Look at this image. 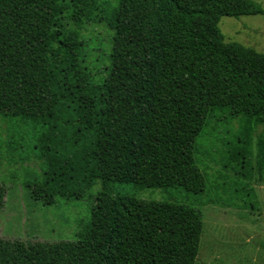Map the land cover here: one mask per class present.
Instances as JSON below:
<instances>
[{"label":"trees","instance_id":"obj_1","mask_svg":"<svg viewBox=\"0 0 264 264\" xmlns=\"http://www.w3.org/2000/svg\"><path fill=\"white\" fill-rule=\"evenodd\" d=\"M97 9V0H0V116L24 122L43 161L31 197L52 204L102 185L77 240L0 236V264H195L201 208L112 187L203 196L209 164L197 152L210 139L223 170L264 178V52L226 41L219 27L222 16L264 9L257 0H119L107 13L112 64L101 79L82 36ZM227 119L235 132L215 133ZM5 196L0 184V209Z\"/></svg>","mask_w":264,"mask_h":264},{"label":"rangeland","instance_id":"obj_2","mask_svg":"<svg viewBox=\"0 0 264 264\" xmlns=\"http://www.w3.org/2000/svg\"><path fill=\"white\" fill-rule=\"evenodd\" d=\"M97 1V17L84 26L82 36L90 52L89 66L93 75L101 79L106 75L105 68L112 64L114 30L109 26L107 13L119 0ZM257 2L264 9V0ZM219 27L226 41H236L264 52V13L222 16ZM227 121L220 124L215 133L221 129V136L233 134L235 123ZM260 131L262 127L258 133ZM30 134L20 118L0 116V184L6 188L5 203L0 209V236L31 242L77 240L78 233L91 222L92 206L102 190L101 181L97 180L83 196L58 197L52 204L34 200L27 184L40 176L44 165L36 157ZM8 140L15 142L11 148H8ZM223 152L212 139L197 152V156L209 164L203 196L182 188H138L133 183L120 182L113 184L112 191L116 196L178 201L201 208L204 231L195 264H264V178L261 179L257 171L249 181L232 170L226 172L214 161L220 160ZM211 157L213 160L209 159ZM221 172L229 174L226 179H217Z\"/></svg>","mask_w":264,"mask_h":264}]
</instances>
